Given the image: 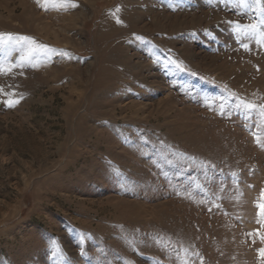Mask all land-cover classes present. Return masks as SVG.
Here are the masks:
<instances>
[{
    "label": "rangeland",
    "instance_id": "374dc122",
    "mask_svg": "<svg viewBox=\"0 0 264 264\" xmlns=\"http://www.w3.org/2000/svg\"><path fill=\"white\" fill-rule=\"evenodd\" d=\"M262 190L264 0H0V264H264Z\"/></svg>",
    "mask_w": 264,
    "mask_h": 264
},
{
    "label": "snow or ice",
    "instance_id": "6c2138e0",
    "mask_svg": "<svg viewBox=\"0 0 264 264\" xmlns=\"http://www.w3.org/2000/svg\"><path fill=\"white\" fill-rule=\"evenodd\" d=\"M253 27H255V26H253ZM22 39L27 40L28 38L25 37ZM39 50H40V47L37 46V48L31 50L30 55H35L37 52H39ZM9 106H11V105H9ZM246 107L251 111L254 109L255 106L254 105H246ZM262 194H264V190H262ZM257 207L261 209V213H264V204H259V205H257ZM249 235L259 236L261 238V240L264 241V234H261L259 232V230H257L254 233H250ZM258 252H259V255L261 257H264V248L259 249Z\"/></svg>",
    "mask_w": 264,
    "mask_h": 264
}]
</instances>
